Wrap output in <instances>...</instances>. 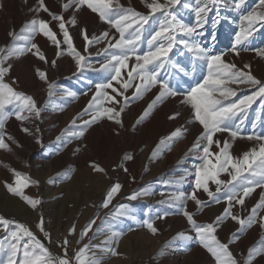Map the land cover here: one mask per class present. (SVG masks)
I'll list each match as a JSON object with an SVG mask.
<instances>
[{
    "label": "rangeland",
    "instance_id": "obj_1",
    "mask_svg": "<svg viewBox=\"0 0 264 264\" xmlns=\"http://www.w3.org/2000/svg\"><path fill=\"white\" fill-rule=\"evenodd\" d=\"M67 2L44 0L48 9L45 11L39 0H0V49L12 45L10 33L21 34L25 23L33 19L47 21L59 43L58 47L52 39L37 31L27 47L31 49V43L36 44L46 60L39 59L36 49H31L12 55L4 62L5 67L11 65L4 81L33 97L40 113L36 116L34 112H23L21 115L29 118L17 119L15 112L18 109L11 105L7 107L2 131L9 147L0 148V216L27 226L53 259H70L72 264H76L75 254L85 244L90 245L88 255L94 257L97 264H217L184 215L185 211L191 213L197 224L213 223L229 206V201L225 191L216 192L218 186L211 180L207 185L214 197L196 186V170L202 164L203 153L190 149L203 126L194 119V110L184 100L192 87L203 83L209 68L204 59L180 41L199 44L212 54L223 53L225 63L235 64L264 82V55L258 54L264 51V23H256L243 45H236L233 51L237 33L242 26L247 27L242 17L261 11L260 0H243L239 7L236 6L239 0H215L209 4L206 16L194 34L175 33L176 42L168 52L158 79L167 82L176 95L166 96L143 119H140L142 114L160 92V87L154 85L140 95H133L135 85L141 82L134 69L142 61H137L136 56L149 50L147 41L160 29L165 18L159 12L149 16L146 22L133 18L125 35L127 38L129 33L140 28L139 46L129 56L126 67L121 69L118 81H112L117 92L101 90L116 95L119 103L114 104L97 93L96 85L111 79V73L101 65L113 53L112 49L105 52L107 45L115 43L120 34L87 5L79 9L73 5L65 10L63 5ZM117 3L146 16L150 11L144 0H113V7ZM196 7V0H178L170 11L177 21L191 27L197 24ZM53 14L63 16L71 47L64 42L60 22ZM73 17L74 24L70 23ZM105 32L108 33L106 39L89 43L93 36L101 37ZM73 49L85 57L84 67L79 70ZM52 61H55L54 65ZM245 65L249 67L245 68ZM37 69L46 74V79L39 76ZM212 71L215 73L216 68ZM129 73L134 79L129 80ZM125 81L131 84L127 90L122 88ZM49 84L53 85L51 89ZM227 86L237 93L231 101L252 95L256 90L253 85L227 83ZM120 92H123L122 96ZM94 96L99 103L94 102L90 108L89 101ZM109 107L123 111L115 119L103 115L93 120L98 112ZM176 113L175 118H170ZM85 120L90 121L86 127L83 125ZM235 123L240 125V135L235 139L229 132H218L213 137L221 141L220 147L228 141L233 158L242 157L244 152L254 147L258 149L259 144L264 143L248 139L249 136H264V99L257 98ZM24 128L29 132L23 131ZM177 128L181 129V135L167 139ZM81 131L82 136L73 135ZM57 137L61 139L57 140ZM205 143L201 141L202 145ZM219 150L215 144L210 146L211 153ZM210 159L215 162V156ZM93 163L104 171L94 170ZM12 169L38 181L23 188L24 195L39 199L40 203L35 207L6 187L5 182L14 184ZM218 178L227 181L231 177L222 172ZM117 183L121 187L104 207L107 192ZM219 187L223 188L222 185ZM262 193L264 181L244 197L243 205L233 200L232 213L247 218L260 202ZM134 194L135 198H132ZM180 194L183 196L175 199ZM193 194L201 205L191 198ZM260 217H264V207H256L257 222L242 230L231 216L215 226L212 235L228 245L237 264H245L249 249L256 250L250 264H264V251H261L264 228ZM41 218L43 231L37 227ZM93 221L81 238V232ZM146 222H151L157 231L153 233L148 229ZM73 227L75 231H70ZM9 228L14 230L15 226ZM178 233L191 239L179 237ZM5 237L11 239L0 224V240ZM65 239L67 245H64ZM8 255L5 244V250L0 252V264H8ZM22 258L21 250L14 258L16 264ZM225 261L227 264L226 257Z\"/></svg>",
    "mask_w": 264,
    "mask_h": 264
},
{
    "label": "snow or ice",
    "instance_id": "obj_2",
    "mask_svg": "<svg viewBox=\"0 0 264 264\" xmlns=\"http://www.w3.org/2000/svg\"><path fill=\"white\" fill-rule=\"evenodd\" d=\"M178 0H165L161 3L160 0H144L145 6L150 10L148 15H143L142 13L136 12L134 9L128 8L124 9L118 3L116 7H113V0H68L66 4L63 5L65 10L73 5L79 9L83 5H87L92 12L97 13L102 21H106L110 25H113L119 32V39L115 40V43L109 42L105 52L108 49H112L113 53L110 55V59L107 60L105 64L101 65V68L109 71L111 73V79L104 83H99L96 85L97 93L99 95L106 96L107 99L118 104L116 95H108L106 91H101L104 89H113V93L117 92V89L113 88L112 81H118L121 76V69L126 67L127 60L129 56L135 53L136 48L139 46L140 28H136L134 32L128 34L126 38V31L131 28L133 18H139L143 21H147L149 16L159 12L165 19L161 23V27L158 31L152 35L151 39L147 41L149 50L144 52L142 55H137V61H142L138 63L136 69L137 74L140 77V83L135 85L136 92L133 94L140 95L144 91H148L152 86L159 85L160 92L149 103L148 107L145 109L140 119L147 116L150 110L160 101H162L166 96L176 95V93L169 87L168 83L162 79H158V74L160 69L165 67V60L167 59L168 52L173 48L175 40V33L183 32L189 36L196 32L197 27L203 21L209 10V4L215 3V0H196L197 7L195 8L197 16V24L194 26H186L181 24L176 20L173 13L170 11V7L174 6ZM243 3V0H239L237 7ZM41 8L45 11L48 9L44 6V0H39ZM261 11H253L242 17L243 21L247 22V27L242 26L240 32L236 35L235 45L233 46V51L236 50V45H243L244 41L247 40L248 36L251 34L252 27L256 23H264V0H260ZM131 13V15H128ZM53 18L59 21V28L63 31L64 42L69 44L71 47V41L69 38V33L65 29L64 18L62 15L53 14ZM75 17H73L70 23H75ZM41 32L45 36L52 39L57 46L59 43L55 40V34L51 31L48 26V22L45 20L33 19L30 22H26L24 27L21 29V34L17 35L15 32L10 33L13 36L12 45L8 46L7 49H0V148H8L9 146L4 141L3 119L7 114L8 106H15L18 111L15 112L17 119H28V116H22L21 113H35L39 116L40 109L36 106V102L33 97L26 95L23 92H19L14 89L10 84L4 81L5 74L9 71L11 65L7 67L4 66L5 60H7L12 55H18L25 50L36 49V54L39 59L46 60V57L40 53L39 48L36 44L31 43V49L27 45L31 42L32 35L35 32ZM86 31V30H85ZM108 33H102L101 37H92V42H98L101 38H107ZM85 40H88L87 35H85ZM23 41V43H20ZM156 42V43H154ZM181 43L188 47L190 50L194 51L200 58L204 59L209 68V74L204 78L203 83H198L195 87H192L189 92L185 95V103L191 105L194 110V119L203 126V131L200 136L196 138V142L193 144L192 149L202 151L203 155L200 157L202 164L197 166L196 170V186L198 188H203L205 192L208 193L209 197H214V193L209 191L207 182L209 180L213 181L218 187L216 192L219 193L222 190L225 191L226 199L229 201V206L226 207L223 213L216 217L213 223L208 224H197L193 219L191 213L187 211L184 215L187 217L189 223L192 224L195 229L198 238L208 249L209 252L216 258L217 264H226L225 257L227 258V264H237L234 258H232L231 253L228 251V245L220 243L214 235L215 226L218 225L223 219L231 216L233 220L238 221L241 225V230L252 223H256V207H264V193L261 194V200L257 206L252 209V212L247 218H240L234 215L231 211L232 201L235 200L236 203L243 205L244 197L249 195L256 186H260V182L264 181V143H260L258 149L256 147L252 148L248 152H244L242 157L233 158L229 153L230 145L228 141L223 142V146L220 147L221 141L214 140V136L218 132H229L230 137L235 139L239 133L240 125L235 123V119L238 117H243L246 109L251 106V104L257 99H264V82L253 77L250 72H245L243 69H239L235 64H228L222 60L223 53L212 54L210 50L200 47L199 44H189L185 40H181ZM120 54H115V52ZM74 55L77 57L76 63L78 65V70L84 67L82 63L85 59L80 53L75 52ZM238 54V53H237ZM258 54L264 55V51ZM59 55V52L57 53ZM53 65L55 61H52ZM216 68V72L213 73L212 69ZM248 68V65L244 66ZM37 72L41 78L46 79V74L39 69ZM129 75V80L134 79L131 73ZM235 83L238 85H253L256 86V90L252 95H245L242 98L231 101V97L236 96V90L227 86V83ZM131 84L125 81L122 84V88L127 90ZM49 89L53 87L52 84L48 85ZM119 95H123L120 92ZM125 100L127 98L125 97ZM99 103L96 96L93 100L89 101V107H93V104ZM120 111H123L121 108ZM120 111H117L114 107H109L102 112H98L97 116L93 117L98 119L100 116L107 115L109 119H115L119 117ZM174 114L173 117L175 118ZM241 119V123H242ZM90 121H83V125L86 127ZM117 123L120 121L117 119ZM23 131L29 132L28 128H24ZM63 135V134H62ZM73 135H83V131L79 133H74ZM181 135V129L177 128L171 133V136L167 139L177 137ZM61 137H57L60 140ZM249 140L264 141V136H249ZM206 141L205 144H201V141ZM39 142V141H38ZM164 141L162 140V143ZM213 144L220 148L219 152L211 153L210 146ZM215 156V162H213L210 157ZM131 159V157H128ZM94 170L103 172L104 169L99 165L92 164ZM14 175V184H8L5 182L6 187L13 194L20 195L24 200H26L32 207H35L40 203L39 199H34L24 195L23 188L27 187L29 183H38V181H32L25 174L12 169ZM222 172H227L230 175V179L227 181L219 179V175ZM259 177V180L256 178ZM220 185L223 188L219 187ZM121 185L118 183L113 185L107 192V198L104 201L103 206L107 207L110 199ZM183 196L175 197L179 200ZM132 198H135V194ZM193 200L196 201L197 205H201V201L196 198L193 194L191 196ZM219 202V201H217ZM43 218H41L37 227L43 231ZM93 222H90L84 231L81 232V238L86 234L88 229L91 228ZM261 227L264 228V217H260ZM0 224L3 225L6 232H9V237H5L4 240H0V252L5 250V244H7L8 250V264H16L15 257L18 252L22 250L23 258L18 262V264H72L70 259L57 257L53 259L48 249L36 238L34 233L25 225L18 223L16 221H11L3 216H0ZM14 225L15 229L10 230L9 226ZM146 226L153 233L157 229L153 226L151 222H146ZM70 231H75L74 227ZM47 235V233H45ZM116 235V233H113ZM235 235V234H234ZM179 237L185 239H191V237L185 236L184 233H178ZM175 239V237H174ZM210 240V242H209ZM68 241L65 239L64 245H67ZM90 245L85 244L80 248L75 254L76 264H97L94 257L88 255V249ZM255 249H249L248 258L245 264H250L253 255L255 254ZM264 251V248L261 249Z\"/></svg>",
    "mask_w": 264,
    "mask_h": 264
}]
</instances>
